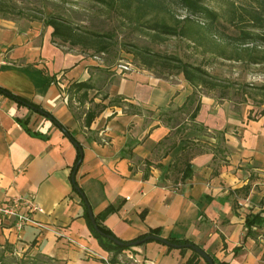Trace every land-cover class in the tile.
Returning <instances> with one entry per match:
<instances>
[{
  "label": "crops",
  "instance_id": "obj_1",
  "mask_svg": "<svg viewBox=\"0 0 264 264\" xmlns=\"http://www.w3.org/2000/svg\"><path fill=\"white\" fill-rule=\"evenodd\" d=\"M52 31L0 16V87L40 105L80 143L74 179L93 215L110 208L102 225L124 241L159 228L161 238L187 239L217 261L264 264V225L248 234L245 227L247 214L264 218V116L236 124L233 111L206 115L209 105L197 100L196 127L180 128L171 110L194 103L187 104L194 89L185 79L106 69L58 48ZM78 82L92 85L86 95ZM88 111L95 116L86 123ZM201 128L221 142L203 145ZM75 158V144L55 122L0 92V205L20 196L40 208L21 209L32 219L21 230L0 222V244L58 264H110L72 187ZM187 163L191 175L183 179ZM122 253L136 264H207L192 249L156 241Z\"/></svg>",
  "mask_w": 264,
  "mask_h": 264
},
{
  "label": "rangeland",
  "instance_id": "obj_2",
  "mask_svg": "<svg viewBox=\"0 0 264 264\" xmlns=\"http://www.w3.org/2000/svg\"><path fill=\"white\" fill-rule=\"evenodd\" d=\"M132 1L134 4L137 3L136 0ZM162 1L169 13L154 12L147 17V20L165 18L168 23H172L174 18H184L188 14L177 0ZM202 1L219 13L218 23L214 25L212 34L206 33L205 39L202 40L203 45L194 44L180 36L167 37L164 41H159L154 37L153 31L141 26V23H134L124 17L120 0L117 1V7H109L92 0H0L10 9L8 14L0 13V16L22 21L36 20L43 23L44 27V22L48 19L63 20L84 38L85 43L71 45L55 39L58 48L79 53L85 59L94 61L106 69L118 70L120 74L136 70L147 71L154 76L174 82L184 79L183 74L176 67L174 58L182 63L199 66L205 71V75L202 79L203 84H199L196 88L194 99L195 101L203 100L209 105L205 106L204 114L210 115L218 111L226 115V112L233 111L236 124L244 119L257 121L264 116V63H251L248 59V51L243 49L247 46L256 48L253 51L256 56L264 53V14L262 12L261 21L258 22L260 27L254 28L249 27L248 24H229L226 18L230 4L236 6L237 11L244 15L243 8L246 10L258 8L264 0ZM243 26L250 30L255 39L248 45H242L238 40L240 28ZM102 36L110 40V46L103 52L95 51L97 44H90L85 39L86 37L98 39ZM210 48L224 52L226 56H232L235 51H239L242 59L229 60L216 53L205 51ZM137 50H147L154 55L156 61L151 69L145 68L131 53ZM195 101L184 110L179 111L174 108L171 110L175 118L174 125L180 123V128L196 127L194 119L190 118ZM212 136L214 141L211 139ZM199 137L204 141L202 144L205 146L221 142L219 134L207 132L204 128H201ZM198 151L201 149L195 150V152ZM5 255L15 264L20 259L23 260L37 253L13 245L12 250L5 252ZM118 261V264H136L127 256V253H121Z\"/></svg>",
  "mask_w": 264,
  "mask_h": 264
},
{
  "label": "trees",
  "instance_id": "obj_3",
  "mask_svg": "<svg viewBox=\"0 0 264 264\" xmlns=\"http://www.w3.org/2000/svg\"><path fill=\"white\" fill-rule=\"evenodd\" d=\"M96 3L104 4L109 7H117L118 0H92ZM137 3L134 4L132 0H120V6L123 10L124 17H127L130 19V21L134 23H141V26H145L146 29L153 31V35L156 39L159 41H164L167 37L172 36H180L183 37L192 43H197L198 45H203L202 40L205 39L206 33L212 34V30L214 29V25L218 23L219 20V13L215 10L209 8L206 6L202 0H177L182 8H184L188 14L184 18H174V21L172 23H168L165 18H161L159 20H147V17L154 13V12H168L169 10L166 9V6L162 0H136ZM244 15L241 12L237 11V7L233 4H230L228 10H227V18L226 21L229 24H243V25H249V27H260V24L258 22L261 21V14L263 12L264 14V2L262 5L258 8H252L250 10H246ZM10 12V9L7 8V6L4 3L0 2V13L1 14H8ZM45 25L51 26L53 31L51 33L53 42H55V39H59L62 43H69L71 45H83L85 43L84 38L76 33L72 26L68 24L67 22L59 19H48L44 22ZM86 41H89L91 43H96L95 51L97 52H103L108 49L110 46V40L106 38V36H102L98 39L92 38V37H86ZM108 40V41H107ZM240 44L242 45H248L255 41L253 34L250 32V30L246 29L245 26L240 28V36L238 38ZM256 48H248L243 49L244 51H248V59L251 63H264V53L260 56H256L253 51ZM206 52L210 53H216L218 56L229 59V60H241V52L235 51L232 56H226L224 52L218 51V50H212V48L205 50ZM134 54V57H137L140 60V63L145 66L147 69H151L154 66L155 58L154 55L148 52L147 50H137L135 52H131ZM156 56V55H155ZM171 59V58H170ZM174 61H176V67L180 70V72L183 74L184 79L190 84V86L193 87L194 92L192 95H190L187 99V104L193 103L195 101L194 96L196 94V88L199 84H203V76L205 75V71L199 67L194 65H189L187 63H182L180 60H177V58H174ZM201 82H198V81ZM74 87L78 90L84 89V92L82 95H86L85 91L90 89L92 85L89 82H78L74 83ZM0 92L4 95L8 96L9 98L16 101L18 104L26 106L30 110L37 112L45 117L50 118L53 122H55L63 131L64 133L72 140V142L76 146V158L75 162L71 168L70 171V180L72 183L73 189L80 195L81 197V204L83 207V217L86 221V224L94 238L98 241L99 246L106 252L112 253V257L110 258V263L117 264L118 261V255L122 253L126 249H130L132 245L130 244L133 241L142 240L145 237L152 235L156 237H160V230L159 228H154L148 231L145 234H142L138 236L137 238L129 241H124L122 239H119L116 237L109 229H107L105 226L102 225L101 219L104 217L105 214H107L110 210V208L106 209L104 212H102L99 215H93L95 220V225L98 228L96 230L94 228V225L92 224L89 215L87 213V207L89 206V202L87 201V198L83 194L82 190L78 187L74 175L75 172L81 162L82 159V146L79 142L75 140L73 135L62 125H60L54 117L51 115L50 112L42 108L40 105L34 103L33 101L23 97L19 96L17 94H14L10 92L9 90L0 87ZM185 104L183 107H187ZM200 103L199 101L196 103L194 108L192 109L190 113V118L193 120L195 119L198 110H199ZM95 116V112H87L86 114V123H89V121ZM191 175V167L190 164H185L182 178L186 179ZM90 207V206H89ZM264 225V218H262L258 213L256 214H247L245 218V227L247 234L251 233L252 227L257 226L261 227ZM264 236V232H263ZM109 237H113L120 241L122 244H115L112 240L109 239ZM167 241L174 245H178L181 250L184 249H191L186 247L187 244H193L187 239L183 238H177V237H167L165 238ZM150 241H156L162 243L159 239L152 238L150 240H146L143 243L150 242ZM141 243V244H143ZM139 244V245H141ZM195 245V244H193ZM197 246V245H195ZM170 248H174V246H168ZM0 264H13L12 261L5 255V252L12 250L13 245L9 242H5L3 244H0ZM200 248V247H199ZM202 249V248H200ZM203 250V249H202ZM238 248H235L234 251H237ZM194 257H199L200 255L193 251ZM209 255V254H208ZM264 255V253H263ZM212 259L213 264H226L224 262L217 261L216 258L209 255ZM58 264L54 259L41 254L37 253V255L34 256H28L27 258H23L19 260V262H16L15 264ZM186 264H195L192 259H188ZM208 264V263H207Z\"/></svg>",
  "mask_w": 264,
  "mask_h": 264
},
{
  "label": "built area",
  "instance_id": "obj_4",
  "mask_svg": "<svg viewBox=\"0 0 264 264\" xmlns=\"http://www.w3.org/2000/svg\"><path fill=\"white\" fill-rule=\"evenodd\" d=\"M22 208L29 211L40 210L32 201L14 196L8 203L0 205V222L9 221L11 227L21 230L24 225L32 222V219L21 211Z\"/></svg>",
  "mask_w": 264,
  "mask_h": 264
},
{
  "label": "water",
  "instance_id": "obj_5",
  "mask_svg": "<svg viewBox=\"0 0 264 264\" xmlns=\"http://www.w3.org/2000/svg\"><path fill=\"white\" fill-rule=\"evenodd\" d=\"M87 213H88V215H89V218H90L92 224L94 225V228H95L96 230H98V228H97L96 225H95V220H94L93 212H92V210H91V208H90L89 206L87 207ZM152 238L159 239L162 243H164V244L167 245V246H174V248H179L178 245H174V244L170 243V242L167 241L165 238L156 237V236H152V235H149V236L145 237V238L142 239V240L133 241V242H131L130 244H131L132 246H134V245H139V244L143 243L144 241H146V240H150V239H152ZM109 239L112 240L115 244H122L120 241H118L117 239H115V238H113V237H109ZM185 246L188 247V248H191L193 251L197 252L202 258H204V260H205L208 264H213L212 259L210 258V256H209L206 252H204L202 249H200L198 246H195V245H193V244H187V245H185Z\"/></svg>",
  "mask_w": 264,
  "mask_h": 264
}]
</instances>
